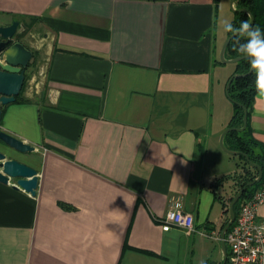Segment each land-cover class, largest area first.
<instances>
[{
    "label": "crops",
    "instance_id": "1",
    "mask_svg": "<svg viewBox=\"0 0 264 264\" xmlns=\"http://www.w3.org/2000/svg\"><path fill=\"white\" fill-rule=\"evenodd\" d=\"M234 18L231 0H0L41 63L0 116L38 160L9 156L40 178L36 195L0 182V264H186L195 234L220 243L241 164L220 145ZM250 125L264 144L258 92ZM177 201L194 231L162 229Z\"/></svg>",
    "mask_w": 264,
    "mask_h": 264
},
{
    "label": "water",
    "instance_id": "2",
    "mask_svg": "<svg viewBox=\"0 0 264 264\" xmlns=\"http://www.w3.org/2000/svg\"><path fill=\"white\" fill-rule=\"evenodd\" d=\"M231 7L235 12H246L251 17V24L254 23L255 17L250 9L237 7L236 0H231ZM20 27V22L14 20L8 25H0V116L4 105L15 102L17 96L21 93L25 79L26 68L33 57V51L21 41H14ZM233 39L232 34L228 36L220 51V58L223 62L236 63L243 59L242 56L233 58L227 57V47ZM250 69L247 73H234L227 83V93L234 78L243 77L251 74ZM244 108L243 125L227 127L220 138L221 147L231 155H244L253 167L259 169L257 177L248 181L232 198L229 204V220L220 232L221 247L224 253L223 264L226 263V241L225 235L236 218V204L241 199L244 191L248 186L259 183L263 178V169L260 164L250 160L249 156L241 150L230 149L225 142L226 134L232 130L243 131L248 125V107ZM0 182L9 184L12 181L13 188L24 190L32 195H36L39 185V171L32 165L25 163L18 158L10 157L9 152L18 151L21 153H30L36 150V147L4 130L0 131Z\"/></svg>",
    "mask_w": 264,
    "mask_h": 264
},
{
    "label": "trees",
    "instance_id": "3",
    "mask_svg": "<svg viewBox=\"0 0 264 264\" xmlns=\"http://www.w3.org/2000/svg\"><path fill=\"white\" fill-rule=\"evenodd\" d=\"M236 6L250 9L255 17V21L252 25L259 26L261 30L264 31V0H236ZM244 20H247L250 23V15L246 12L237 11L235 12V18L231 23L234 26L239 27L241 21ZM230 34L231 33H229V35ZM243 42L246 41L242 39L241 43ZM233 45L234 40L232 39L227 47L226 53L229 58L240 56L233 50ZM249 70L250 64L247 58H243L237 62L235 73H247ZM256 93V75L254 72L243 77L234 78L228 93L230 100L234 104V115L228 127L243 125L244 108L241 104L248 107V125L243 131L232 130L228 132L225 137L226 145L230 149L245 152L249 156L250 160L260 164L263 169L262 180L259 183L248 186L241 199L237 202L235 206L236 214L238 213L241 204L250 198L258 188L264 185V144L255 138L250 125V113ZM239 156L241 159L240 170H236L234 173L229 175V177L233 179L236 186L235 194L242 189L248 181L257 177L259 173V169L257 167H253L244 155ZM233 196L230 197L229 203H226V201L222 199L224 212L226 214L224 225L229 220V204Z\"/></svg>",
    "mask_w": 264,
    "mask_h": 264
},
{
    "label": "built area",
    "instance_id": "4",
    "mask_svg": "<svg viewBox=\"0 0 264 264\" xmlns=\"http://www.w3.org/2000/svg\"><path fill=\"white\" fill-rule=\"evenodd\" d=\"M263 202L264 186H261L241 204L225 235L229 248L225 264H264V217H259L258 214ZM162 222L164 231L173 227L183 228L188 232L196 229L194 214L186 211L181 201H177L169 209Z\"/></svg>",
    "mask_w": 264,
    "mask_h": 264
},
{
    "label": "rangeland",
    "instance_id": "5",
    "mask_svg": "<svg viewBox=\"0 0 264 264\" xmlns=\"http://www.w3.org/2000/svg\"><path fill=\"white\" fill-rule=\"evenodd\" d=\"M14 41H21L24 43L27 41V37L25 35V30L19 27L16 35L14 36ZM28 47V46H27ZM29 48V47H28ZM33 51V57L30 60L28 67L26 68V79L22 88V91L19 95H22L23 91L27 88L33 86L35 82L40 79V70L41 63L38 59V55L36 50L31 49ZM235 67L237 62L234 63ZM227 153V152H226ZM234 160V165L237 167L238 162L240 160V156L231 155ZM25 160L28 162L35 163L38 160L37 155L30 153H26ZM238 161V162H237ZM216 234L210 230L209 233L205 232V235L195 234L192 237L193 244L190 245L189 251L188 249L185 251V261L186 264H214L216 260H218L221 256V241L220 243L214 238Z\"/></svg>",
    "mask_w": 264,
    "mask_h": 264
},
{
    "label": "clouds",
    "instance_id": "6",
    "mask_svg": "<svg viewBox=\"0 0 264 264\" xmlns=\"http://www.w3.org/2000/svg\"><path fill=\"white\" fill-rule=\"evenodd\" d=\"M223 30L232 34L233 50L249 60L250 69L256 75L257 92L264 96V31L247 20L241 21L239 27L224 21ZM242 39L246 42L241 43Z\"/></svg>",
    "mask_w": 264,
    "mask_h": 264
},
{
    "label": "flooded vegetation",
    "instance_id": "7",
    "mask_svg": "<svg viewBox=\"0 0 264 264\" xmlns=\"http://www.w3.org/2000/svg\"><path fill=\"white\" fill-rule=\"evenodd\" d=\"M228 253H229V248H228V245L226 244V257H228ZM223 259H224V253H223L222 247H221V256L218 260H216V262L214 264H223Z\"/></svg>",
    "mask_w": 264,
    "mask_h": 264
}]
</instances>
